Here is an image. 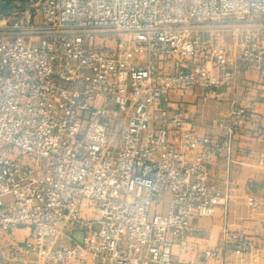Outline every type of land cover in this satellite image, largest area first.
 Returning <instances> with one entry per match:
<instances>
[{"label":"built area","instance_id":"obj_1","mask_svg":"<svg viewBox=\"0 0 264 264\" xmlns=\"http://www.w3.org/2000/svg\"><path fill=\"white\" fill-rule=\"evenodd\" d=\"M238 77L263 93L264 0H0V264H189L174 247L239 189L212 160L244 134L264 170V126L234 106L201 134L161 102ZM225 238L242 264L262 251Z\"/></svg>","mask_w":264,"mask_h":264},{"label":"crops","instance_id":"obj_2","mask_svg":"<svg viewBox=\"0 0 264 264\" xmlns=\"http://www.w3.org/2000/svg\"><path fill=\"white\" fill-rule=\"evenodd\" d=\"M244 77L255 81L259 79L256 72H249ZM257 94L256 91L244 87L238 77L231 89H219L218 95L211 98H205L203 89L199 87L186 96L181 92L172 91L162 100L161 106L173 109L181 104L187 120L195 129L201 134H215L220 129L213 123L214 119L228 124L234 106L250 107L254 104L251 120L244 129L247 131L264 126V91L261 95ZM235 139L227 153L229 159H213L210 167L216 177H230L238 184L236 200L229 209L219 208L213 217L203 218L195 223L174 247L173 253L177 262L242 264L233 252V243L225 238L227 231H230L245 234L262 249L257 253V257L256 254L251 255L246 264H264V170L256 164L255 153L258 144L244 134ZM249 182L256 184L257 196L261 203L254 211L248 207L244 191ZM30 234L31 231L26 228L14 229L11 234L5 235L2 242L9 243L12 236L24 241ZM208 251L215 254L214 258L206 257ZM255 257L257 260H254Z\"/></svg>","mask_w":264,"mask_h":264},{"label":"rangeland","instance_id":"obj_3","mask_svg":"<svg viewBox=\"0 0 264 264\" xmlns=\"http://www.w3.org/2000/svg\"><path fill=\"white\" fill-rule=\"evenodd\" d=\"M231 205H232V204H231ZM231 205H230L229 207H226L225 210L229 209V208L231 207ZM246 207H247V206H246ZM248 207H249L251 210H253V211L256 210V209H258V208H253V207H250V206H248ZM80 236H81L80 233H77V234H76V237H77V238H80Z\"/></svg>","mask_w":264,"mask_h":264}]
</instances>
